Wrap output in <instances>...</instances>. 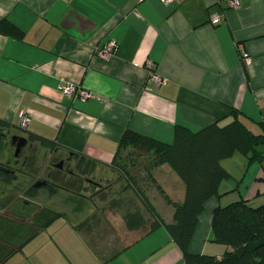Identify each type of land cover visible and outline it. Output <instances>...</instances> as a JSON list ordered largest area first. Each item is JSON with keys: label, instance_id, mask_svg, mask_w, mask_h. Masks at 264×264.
<instances>
[{"label": "crops", "instance_id": "1", "mask_svg": "<svg viewBox=\"0 0 264 264\" xmlns=\"http://www.w3.org/2000/svg\"><path fill=\"white\" fill-rule=\"evenodd\" d=\"M214 14L222 23H209ZM109 40L117 48L102 60L95 50ZM147 59L165 83L148 80ZM61 82L93 97H64ZM232 110L253 133L264 131V0H240L238 8L218 0L168 6L159 0H0L2 137H34L103 171L125 129L170 143L177 125L197 130L215 120L226 123ZM21 112L30 117L24 130L18 128ZM236 154L221 161L230 176L220 183L219 197L204 204L192 254L219 259L229 250L213 240L214 208L239 200L264 204V162L247 164L241 154L234 161ZM151 175L170 201L182 202L184 186L167 164L153 167ZM146 196L169 223L172 206L161 194ZM92 226L61 214L1 264H184L163 227L144 234L134 229L132 240L100 255L87 240L101 239Z\"/></svg>", "mask_w": 264, "mask_h": 264}, {"label": "trees", "instance_id": "2", "mask_svg": "<svg viewBox=\"0 0 264 264\" xmlns=\"http://www.w3.org/2000/svg\"><path fill=\"white\" fill-rule=\"evenodd\" d=\"M225 1L218 0V3L223 4ZM238 115L236 110H232V118L228 122L221 123L220 120H215L197 130L177 125L170 143L130 129L124 130L112 164L120 148L131 147L153 155L155 166L167 164L184 186L181 203L170 201L159 189L165 201L173 208L172 219L169 223H164L148 198L141 191L134 189L148 218H144L142 211L136 208L125 216L127 229H141L140 233L144 234L155 228L163 227L180 249L184 264H264V204L253 207L244 200L217 206L212 212L213 240L229 247V250L219 259L205 254H192L188 249L204 204L212 197H219L220 183L230 176L221 165V161L238 153L247 158V164L264 162V152L259 149L260 146H264V131L253 133L238 118ZM29 139L36 140L31 136ZM40 142L44 146L51 147L45 141L40 140ZM78 165L82 176H90L89 172L95 170L94 164H89L82 158L78 160ZM3 166L0 164V170L5 168ZM17 179V174L8 178L1 176L0 184L16 188L14 183ZM75 179L82 182L81 176H75ZM30 190L28 188L26 191L30 192ZM5 192V189L0 192L4 193L3 197H6ZM12 202L5 199L1 205L3 208L8 207L12 205ZM60 215L61 213L42 206L33 213L35 224L20 218L1 216L0 264L13 251L20 249L30 237Z\"/></svg>", "mask_w": 264, "mask_h": 264}, {"label": "rangeland", "instance_id": "3", "mask_svg": "<svg viewBox=\"0 0 264 264\" xmlns=\"http://www.w3.org/2000/svg\"><path fill=\"white\" fill-rule=\"evenodd\" d=\"M25 137L29 138L27 135ZM32 141L36 147L34 154L29 158L28 163H25V167L16 171L18 175V179L14 183L16 188L0 184V192L4 189L6 191V197H0V216L8 215L14 219L20 218L35 224L33 213L43 206L61 213L75 222H80L82 225L90 223L93 225L91 228L95 230V233L98 230L96 235L101 234L102 236H100L101 239L96 237V239L87 240L100 255L110 254L133 239L136 233L127 229L125 216L138 208L142 211L144 218H148L134 189L141 191L145 196L147 193H151L155 197L160 194V188L151 175V170L156 163L153 155L131 147L120 148L109 169L89 172L90 176H94V181H100L101 185L100 189L93 192L89 186H84L83 182L76 180L73 174L53 168L52 163L64 158V153L55 152L53 147H46L39 140ZM1 151L0 163H5L7 156L13 155V151L10 147ZM234 157L235 161L237 157L241 156L236 154ZM233 166L238 168L236 163ZM233 170L236 172L235 169ZM47 175L50 176L54 186L53 190L49 191L50 194L48 191L40 189L35 193V196L25 195V191L31 184L47 178ZM21 198L27 199L30 206L20 213L18 207ZM5 199L11 201L18 199V201H14L15 205L6 211V207L3 208L1 205ZM79 202H81L80 208L75 211ZM109 237L110 239H108Z\"/></svg>", "mask_w": 264, "mask_h": 264}, {"label": "flooded vegetation", "instance_id": "4", "mask_svg": "<svg viewBox=\"0 0 264 264\" xmlns=\"http://www.w3.org/2000/svg\"><path fill=\"white\" fill-rule=\"evenodd\" d=\"M13 136L6 138L0 136V150L10 147L13 150V153L15 151V146L18 143L17 139H13ZM21 137V136H17ZM25 139L24 145L20 148V151L17 155H12L8 156V159L5 163H0L3 164L5 167L3 170H0V177L8 178L10 176H13L16 174V171H20L23 167H25V163L27 162V159L29 157H32L35 151V145L34 142L31 141L28 137L22 136ZM54 169H59V170H65L67 173L72 174L73 176L77 177H82V182L84 183V186H89L93 192L96 190L100 189V181H94L93 177L94 176H82L79 172V165H78V158L74 155H66L64 158H60L58 161H55L52 163ZM51 175V173H49ZM47 175V178L37 180L35 183L31 184L30 192L25 191V195L27 196H32L34 195L38 190L44 189L48 191L53 190L54 186L51 182L50 176ZM27 188V189H28ZM54 192V191H53ZM52 192V193H53ZM18 201V199H17ZM30 206L28 204L27 199L21 198L19 200V211L20 213L24 211L26 207ZM1 217V216H0Z\"/></svg>", "mask_w": 264, "mask_h": 264}, {"label": "built area", "instance_id": "5", "mask_svg": "<svg viewBox=\"0 0 264 264\" xmlns=\"http://www.w3.org/2000/svg\"><path fill=\"white\" fill-rule=\"evenodd\" d=\"M142 1L144 0H138V2H142ZM159 1L165 6H168L172 2H174V0H159ZM239 3L240 0H226L224 4L227 7L238 8ZM222 21H223V17L221 14H214L209 19V23L212 25H218L222 23ZM116 48H117L116 42H114L113 40H109L102 47L96 48L95 55L102 60H107L114 55ZM241 53L243 59L247 57L246 53H244L243 51H241ZM144 67L148 72V80L152 84L159 85L165 83L166 79L162 78L156 72L155 64L151 60L147 59L145 61ZM59 91L61 95L64 97L77 96L82 100H86L88 98L93 97L92 93L81 89L79 86L67 82L60 83ZM29 122H30V117L25 112H21L19 115L18 128L24 130L29 124Z\"/></svg>", "mask_w": 264, "mask_h": 264}, {"label": "water", "instance_id": "6", "mask_svg": "<svg viewBox=\"0 0 264 264\" xmlns=\"http://www.w3.org/2000/svg\"><path fill=\"white\" fill-rule=\"evenodd\" d=\"M13 139H17L18 143L15 146V155H17L20 151V148L24 145L25 143V139L23 137H17V136H13Z\"/></svg>", "mask_w": 264, "mask_h": 264}]
</instances>
